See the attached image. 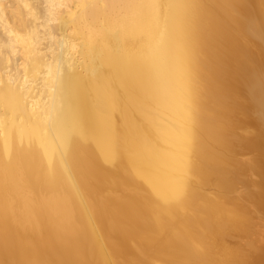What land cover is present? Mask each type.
<instances>
[{
  "label": "bare ground",
  "instance_id": "obj_1",
  "mask_svg": "<svg viewBox=\"0 0 264 264\" xmlns=\"http://www.w3.org/2000/svg\"><path fill=\"white\" fill-rule=\"evenodd\" d=\"M0 264H264V0H0Z\"/></svg>",
  "mask_w": 264,
  "mask_h": 264
},
{
  "label": "rangeland",
  "instance_id": "obj_2",
  "mask_svg": "<svg viewBox=\"0 0 264 264\" xmlns=\"http://www.w3.org/2000/svg\"><path fill=\"white\" fill-rule=\"evenodd\" d=\"M243 43H245L246 45H248L253 51H255V52H257L258 51V49H257V47L255 46V44H254V42L251 40V39H249V37H247V36H245L244 38H243ZM253 117H254V115H252V114H246V113H236V115H235V120H236V122H240V123H242V124H244V125H242L243 127H245V125H250V126H254L253 125ZM239 129L238 128H236L234 131L239 135L240 133H242V134H245L246 132L243 130V129H240L239 131H238ZM253 134V133H252ZM252 134H250V136L249 137H251V135ZM253 137V136H252ZM251 137V138H252ZM232 150H235V147H232ZM241 157V158H240ZM235 164H236V166L237 167H240V168H244L243 167V165H247V161L244 159V157L240 154H236L235 155ZM243 161H245V163L243 162ZM223 167H221L220 169L221 170H223L224 171V173H226L227 171H228V174L227 175H229L231 178H232V182H234L235 184L234 185H236V186H242V189H244V191H243V194H244V196H246L251 202H248L247 204L249 205V207H252V208H254V201H253V198H252V196H254L256 193H257V191L256 190H254L253 189V187H251L250 185H243V180H245L246 182H252L251 180H253L255 177H253V178H251L250 177V175H248V174H239V175H236L235 174V172L233 171V172H231V171H229L228 170V167H225V168H223ZM256 179H259L258 177H256ZM245 184V183H244ZM246 191H248V192H246ZM251 191V192H250ZM236 192H233L232 194H231V197L233 196V197H235L236 198ZM248 195V196H247ZM253 202V203H252ZM251 203H252V205H251ZM227 232H229V233H227ZM234 233H232V231H225V233L222 235V237L224 236V239H226L225 241H226V243L227 244H229V245H237V246H241L242 244H240L239 242H241L242 243V241H240V238L239 237H237V236H235V235H233ZM234 236V237H233ZM237 238V239H236ZM234 239H236V240H238V241H236V240H234ZM233 240V241H232ZM236 242V243H235ZM245 243H246V241H245ZM244 243V244H245ZM240 244V245H239ZM246 246V244L243 246V247H245ZM243 247H242V249H243ZM246 248H247V246H246ZM255 254H253V255H251V257H252V259H254L255 260Z\"/></svg>",
  "mask_w": 264,
  "mask_h": 264
}]
</instances>
